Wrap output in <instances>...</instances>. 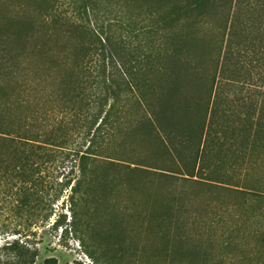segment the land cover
Segmentation results:
<instances>
[{
  "label": "trees",
  "instance_id": "trees-1",
  "mask_svg": "<svg viewBox=\"0 0 264 264\" xmlns=\"http://www.w3.org/2000/svg\"><path fill=\"white\" fill-rule=\"evenodd\" d=\"M30 7L42 21L27 28L35 43H21L24 28L0 43V207L29 218L22 232L13 222L0 227L6 238L23 234L0 245V264L37 263L39 230L63 198L72 221L63 214L51 227L68 233L79 209L97 218L102 204L124 203L125 189L142 196L148 178L152 203L135 209L142 226L111 218L109 229L88 227L106 262L119 264L126 248L131 262L152 251L170 264H223L219 247L229 255L245 250L246 263L264 262V246L249 251L234 223L209 236L214 215L236 208L231 202L219 200L217 212L195 207L201 187L222 183L244 200L242 215L264 202V177L249 185L235 175L245 186L238 188L232 175L219 177L221 169L264 174V0H41ZM61 7L106 16L76 23ZM163 177L193 190L165 187L170 196L161 197ZM259 212L252 217L264 230Z\"/></svg>",
  "mask_w": 264,
  "mask_h": 264
},
{
  "label": "rangeland",
  "instance_id": "rangeland-1",
  "mask_svg": "<svg viewBox=\"0 0 264 264\" xmlns=\"http://www.w3.org/2000/svg\"><path fill=\"white\" fill-rule=\"evenodd\" d=\"M41 1V0H0V43L7 42L10 38L16 36V34L20 31L21 28H24L27 30L28 25L30 21L32 20V23L35 22V26L38 28L42 24L40 21V17L36 15L35 8L30 7L31 2ZM119 11V10H118ZM59 12L66 16L69 19H73L76 23H83L87 22V17H89V20L91 23L95 22V20H98L99 23H103L104 17L106 16L103 13H99L97 15H90L87 16L83 12L81 14L75 15L71 10H68L66 7H61L59 9ZM117 12V11H115ZM119 15L117 13L111 15L112 20L113 19H119L117 18ZM43 20V19H42ZM45 20V19H44ZM54 18H48L47 27L49 28V32L54 34V31L52 30L53 25L52 23ZM34 21V22H33ZM40 21V22H39ZM39 22V23H38ZM105 23H108V21H105ZM111 25H117V24H111ZM45 27V26H44ZM44 27L42 29H44ZM117 28V27H113ZM41 29V30H42ZM43 31V30H42ZM27 37L26 39L21 43H35V40L32 36V29L26 31ZM64 40V39H63ZM133 43H139V40L134 39ZM153 159H156L155 157H151ZM214 174V173H213ZM212 174V175H213ZM228 174V175H227ZM216 173V177H217ZM219 177H222L223 175L233 176V181L230 182L234 186V188H238L236 186H241L238 184L240 181L238 178H235V175H238L239 177L246 178L247 183L249 185L256 184V181L258 178L264 177V174L261 172H257L255 170L251 172L246 171H240L237 169V171L233 170H225L221 169L219 170ZM148 177V176H147ZM163 179V180H161ZM166 178H160V182L162 185V193H160V196H170L168 190H164L165 187L168 189H171L174 191L173 188L177 189H187V190H193L188 185L174 181L172 183H166L167 180H164ZM145 182L143 183V191L144 193L142 196L137 195L136 191H132L131 189H125L123 196L125 197L124 203L120 204L116 201H113V203H107L102 204L101 211L99 213V217L95 218L93 214L88 215L86 212L85 207L78 210L79 215V222L75 224V229L70 230L68 233H66L67 226H63L59 230L53 229L51 226L54 225L55 221L61 216V215H67V223H70L72 221V212L69 209L70 206L67 202L66 198H63L55 205V215L52 217L50 223L51 225L48 226L45 229H40L38 233V240L41 241L39 244V247L41 248V256L36 264H46V261L49 259H56L57 264H109L106 262V258H102L101 254L104 253L102 248L99 247L98 243L96 242V239L94 238L93 234L88 231V227L91 225L98 226L101 228L109 229V222L111 221H123V225L128 228L138 227L137 224H140L142 226L143 221L138 219L137 216H135L136 212L135 209L139 208L142 204H151V201H147L150 193V188H152L151 179H144ZM179 183V185H178ZM220 184V183H217ZM223 187H217L213 188L211 186L201 187L200 189V195L195 200V207L203 210L206 207H209L210 209L214 211H218L217 205L219 203V200H224L222 198H225V200L232 203L233 206L236 208L234 209L232 206L228 211L224 213L223 210L219 211V215H214V218L211 222H214L213 230H208L209 236L213 234L221 235L224 232V223L227 221L229 223L236 224L237 228L241 230V238L239 239V242H243L245 235L247 238L245 239V244L250 246L249 251L251 249H254L257 251L259 249L258 246H264V230L260 229L259 226H255V219L252 217V213H260L259 211L262 209V212H264V202L259 201L253 203L251 206H247L246 210L247 213L242 215L243 212L237 210L240 203L243 199H240V195H237L236 193H229L228 191H225L224 187L225 184H221ZM245 187V186H241ZM248 188V187H247ZM153 189V188H152ZM179 191V190H178ZM177 191V192H178ZM134 195L136 198H130L131 195ZM166 197V198H167ZM157 199H159V195L157 196ZM161 199V198H160ZM242 200V201H241ZM113 208H117L114 212ZM118 210V211H117ZM145 210V209H144ZM135 213H134V212ZM112 212V213H109ZM128 213L129 215L134 214V219H126L123 218V214ZM113 218V219H111ZM28 215L23 214L20 217H14L12 213H9L8 210H2L0 207V227L4 223H10L13 222V224H18V231L22 232L25 228L27 222H28ZM111 219V221H110ZM98 223V225H95ZM131 232V231H130ZM22 233L21 235H15L10 236L8 238L0 235V245L2 246L5 242L10 241L13 242L17 239H22ZM249 237V238H248ZM125 238H130L129 241L134 238L135 241H140L142 243L141 235L139 233H129L127 232L125 234ZM255 240H254V239ZM24 239V238H23ZM127 247V246H126ZM217 254L221 256V258L227 256L226 263L223 264H252L249 262H244L243 259H245V250L242 251L241 249H238V252L236 251L233 255H229L228 252L230 250L225 249L224 247H219ZM263 250V249H262ZM134 251V250H133ZM235 251V250H233ZM264 251V250H263ZM132 252V251H131ZM91 253L94 255L95 258H92V256L89 254ZM130 252L125 248V254L122 257V260H120L119 264H170V259H168L165 262V259L161 257L160 255L156 253H152V251H149L147 254L143 255L141 252L139 254L135 255L133 257L132 254V262L130 259ZM243 258V259H242ZM99 259V260H98ZM256 264V263H255ZM259 264H264V262H261Z\"/></svg>",
  "mask_w": 264,
  "mask_h": 264
}]
</instances>
